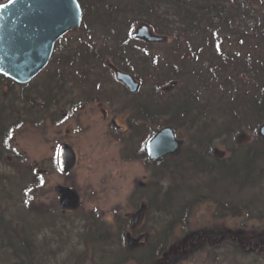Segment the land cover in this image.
<instances>
[{"label":"rangeland","instance_id":"obj_1","mask_svg":"<svg viewBox=\"0 0 264 264\" xmlns=\"http://www.w3.org/2000/svg\"><path fill=\"white\" fill-rule=\"evenodd\" d=\"M4 1L6 0H0V3ZM153 1L79 0L81 8L85 5L87 14H84L82 8L80 27L67 33L55 44L47 67L27 85L0 83V134L3 135L4 126H13L6 147L2 146L3 139H0V208L6 211V219H13L26 231L36 259L44 264H118L123 257L122 242L124 245L125 242L121 237H124L128 229V215L145 200L142 196L150 193V190H142V185L152 181L165 190L171 183L167 177L153 178V169L143 160L127 157L131 152L143 153V145L150 134L160 129L157 122L133 136L127 121L133 118L132 102L145 99L147 91L153 90L157 84L162 89L172 81L163 78L166 68L178 64L177 67L183 72L179 76L175 73L178 79L172 78L173 75L171 77L177 81V88L173 89L175 94H181L183 86L188 87L184 82L188 78L186 71L187 76L191 75V68L186 66L184 71L181 62L173 58L174 34L165 35V44L149 45L133 39L123 44L121 49V40L133 20L148 19V16H138L133 11L109 12L106 8V4H110L111 7L129 10L139 3L148 4ZM241 5L245 8L250 6L245 0ZM258 6V3L253 5ZM154 8L160 14L169 11V5L164 1L155 2ZM173 17L174 15L169 18L170 21H176ZM234 24L242 28L246 26L243 20ZM219 34L223 36L219 46L221 53L234 57L239 53V58H264V46L255 47L253 42L237 44L231 35L227 36L223 32ZM188 35H182L181 38ZM199 38L201 41L195 38L194 43L204 41L201 35ZM82 42L105 53L100 58L93 51V66L80 71L82 77L79 78L81 75L77 76L75 73L76 63L62 66L56 56L67 55L79 49ZM215 42L208 48L212 49V54L215 53ZM184 48L183 45L182 49ZM139 49L146 50L148 57L134 55ZM122 51L123 60L119 61L115 55L121 56ZM54 57L56 60H53ZM149 57H154L156 61L152 64ZM217 57L210 53L202 57L197 69L203 74L199 80L198 93H194H197L201 102L209 100L213 109L209 120L221 123L225 119V114H221L222 110L225 111L230 101L235 106L238 97L234 93L232 97L224 98L213 90L218 84L216 78L222 77L227 70L221 66ZM108 61L117 62V66L121 63L130 66L136 73L135 79L140 83V90L135 98L130 97L121 84L118 101H121L122 107L128 106L121 110V119L118 121L123 127L121 137L112 135L107 123L99 119L100 110L95 106H85L86 102H83L87 94L91 95L90 92L94 91L88 89L91 86L118 90L119 84L104 72ZM209 67L210 71L214 68L217 74L207 80L209 85L206 84L205 88L203 82ZM41 99L47 101L45 106L39 104ZM225 113L227 114L226 111ZM138 121L139 119L136 125L141 124ZM247 121L243 123L240 133V141L244 146L253 142L257 128L264 122H256L254 117H249ZM188 133L193 134L186 129L175 131L177 138L184 142V147L188 144ZM238 135L235 136V141ZM62 144L71 146L76 155V164L69 174H63L57 168V150ZM237 145L235 143V147ZM213 149L225 156L229 155L228 144L220 139L213 142ZM57 185L67 186L78 192V208L62 212L58 205V195L54 191ZM254 190L258 199L262 196L258 208L264 209L263 187ZM249 192L245 191L244 196H248ZM234 194L235 192H226L224 197L222 194L219 196L234 199ZM219 216L215 205L210 202L195 205L186 227H177L169 239V248L177 244L178 256L159 264H264V219L246 221V214L241 217H233L229 213L225 218ZM167 219L165 213L149 210L137 233L148 232L153 238L165 228ZM119 223H127L122 233ZM95 224L100 226L99 230ZM216 228L218 230L214 231L220 230L219 235L223 232L227 243L221 242L215 248L218 242H205L204 239L205 234ZM225 231H232L233 238L230 234H225ZM90 234L93 237L105 235L107 238L104 242L92 240L93 243L88 244ZM200 243L206 244L202 246ZM240 244H243L242 248L237 247ZM182 245L185 249L181 248ZM142 254L143 251L140 250L134 257ZM1 262L0 257V264ZM122 264L136 263L127 261Z\"/></svg>","mask_w":264,"mask_h":264},{"label":"trees","instance_id":"obj_2","mask_svg":"<svg viewBox=\"0 0 264 264\" xmlns=\"http://www.w3.org/2000/svg\"><path fill=\"white\" fill-rule=\"evenodd\" d=\"M154 1L166 2L169 5V11L167 10L163 14L157 13L154 10ZM154 1L148 4L139 3L137 7L133 6L129 10L106 4L109 12L133 11L138 16H148V19L133 20L125 37L121 40V49H123V44L134 39L132 33L135 25L141 22L146 23L157 35L165 36L170 33V35L176 36L172 47V56L181 62L184 71H186L185 67L189 66L191 75L187 76L186 71L188 78L184 83L188 87L183 86L181 94H175L173 90L162 91L159 88L160 84H157L153 90L147 91L145 99L132 102L133 118H130L132 120L127 123L128 129L134 136L157 122L159 128L168 126L174 132L177 129H186L193 134L188 133V144L183 147L177 157H169L163 163L153 167V178L167 177L171 182L169 186L162 190L159 184H154L152 181L142 186V190H150L149 195L142 196L145 198L147 212L154 209L168 216L165 228L161 233H156L153 238L149 235L146 245L139 250H128L122 242L123 257L118 261V264L127 261H134L136 264H159L169 258L176 259L178 246L175 244L169 248V239L177 227H186L192 208L202 202L214 204L215 211L220 214L219 218H225L229 213L233 217H241L246 214V221L251 219L262 221L264 219V209L258 208L259 199H262V196L258 199L256 190H254L258 187H263L264 190V140L256 135V138L248 146L238 142V138L236 141L234 140L235 136L242 132L243 123H247L249 117H254L256 122L264 120V58H253V56L239 58V53L235 54V57L237 56L235 58L233 55L228 56L224 52L221 53L219 48L223 40V36L219 34L221 32L227 36L231 35L237 44L253 42L255 47L264 46V0H245L250 5L249 8L241 5L243 0ZM256 3L259 6L253 7ZM84 7L85 5H82L86 15L87 10ZM172 15L176 21H170L169 18ZM239 20L246 23L244 28L237 26ZM187 34H189L187 37L181 38L182 35ZM198 34L204 40L202 43H194L195 38L200 40ZM214 42L216 43L213 48L215 53L212 54V49L208 48H211ZM183 45L184 49H182ZM93 51L100 55V58L105 53L90 47L89 43L82 42L79 49L77 48L67 55L59 54L56 58L62 66L76 63L75 73L79 76L81 75L80 71H86L88 67L93 66L91 60ZM138 51L134 55L148 57L146 50L139 49ZM122 53L123 51L121 60H123ZM206 53L216 57L218 55L217 59L221 66L227 68L222 77L216 78L218 84L213 90L217 94H222L224 98L225 96L232 97L234 93L238 97L235 106L230 101L224 109L227 114L222 110L221 114H225V119L221 123H216L213 119L209 120L210 114L213 113L209 100L201 102L196 95L200 85L199 80L203 74L197 68ZM149 58L152 59V61L150 60L152 64L156 61L154 57ZM53 60H56L55 57ZM177 65L164 70L163 78L165 80L174 81L172 78L178 79L177 76L183 73ZM210 68H207L205 72L207 75L203 82L205 88L206 84L209 85L207 80L217 74L214 68L211 71ZM121 70L136 77L132 68L124 63H121ZM204 70L203 68L202 71L204 72ZM81 77L82 75L79 78ZM1 82L13 84L11 80L2 75H0ZM210 86L212 87V84ZM195 91H197L196 94ZM38 102L42 106L47 104V101L42 99ZM138 119V122H141L140 125H136ZM19 124L20 122H18ZM1 128L2 125L0 133ZM12 129L13 126H4V133L0 134V139H3V147L7 146ZM154 133L150 134V137ZM219 139L228 144L230 148L228 156L219 157L214 153V149L212 150L213 142ZM235 143L238 144L236 147ZM145 145L144 143L143 153L131 152L127 157L132 156V158L143 160L149 164ZM245 191H250L246 197L244 196ZM226 192H235L234 199L220 198L219 194L224 197ZM5 212L0 208L1 263L44 264L41 260L36 259L35 251L26 231H23L13 219H6ZM126 224L119 223L121 233ZM94 226L97 230L100 229L99 225L95 224ZM214 230L218 229H213L209 232L210 234H205L204 241L218 242L215 248L221 242L227 243V239L222 235L223 232H220L219 235L220 230L218 232ZM225 234L234 235L232 231H225ZM106 238L105 235L93 237V234H90L87 243L92 244V240L104 242ZM121 238L124 240L123 236ZM200 244L205 246L206 243ZM242 245L237 247L242 248ZM181 248L185 249L183 245ZM140 250L143 251V254L134 257V254Z\"/></svg>","mask_w":264,"mask_h":264},{"label":"water","instance_id":"obj_3","mask_svg":"<svg viewBox=\"0 0 264 264\" xmlns=\"http://www.w3.org/2000/svg\"><path fill=\"white\" fill-rule=\"evenodd\" d=\"M81 15L77 0H9L0 5V74L18 84L30 82L47 66L55 42L68 31L79 28ZM132 36L146 43L165 41L164 37L151 32L146 24L138 25ZM115 76L130 93L138 91L139 83L130 74L115 70ZM174 86L175 83H171L164 91ZM257 135L264 140V123L258 127ZM146 147L149 159L159 164L169 156H177L182 142L172 128L163 127ZM57 161L59 170L68 173L75 164L73 150L68 145L61 146ZM54 191L63 211L74 210L80 205L76 190L57 185ZM145 211V206L141 205L133 214V220L143 217ZM132 241L127 238L129 249L133 248Z\"/></svg>","mask_w":264,"mask_h":264},{"label":"flooded vegetation","instance_id":"obj_4","mask_svg":"<svg viewBox=\"0 0 264 264\" xmlns=\"http://www.w3.org/2000/svg\"><path fill=\"white\" fill-rule=\"evenodd\" d=\"M112 52H114V51H112ZM114 54H116V53H114ZM97 56L99 57L100 55L97 54ZM115 56L117 57V59L119 61H121V56H118V55H115ZM116 64H117V62L113 63L111 61L110 62L108 61V63H106L104 72H105V74H109L112 77V79H114V81L119 84V86L117 87L118 90L110 89V88L99 86V85L91 86L88 89L94 90L93 92H90L91 95H94V96L87 94L86 99H85V102H86L85 106H87V105L95 106L98 110H100V116L101 117L99 119L101 121H104L105 123H107L108 129L111 130L112 135H119L121 137V131L123 130V127H121V123H119L118 121L121 119V110H125L128 106L124 105V107H122L121 101H118L119 100L118 97L121 95V83L116 80L115 70L121 71V64H120V66H117ZM92 84H94V83H92ZM128 95H130V97L134 96V98H135L138 95V93L135 95L128 93ZM83 106H84V104H83ZM129 120H132V119L129 118ZM62 145H60V147ZM145 151H146V147H145ZM120 153H121V151H120ZM149 162L150 163L148 165L152 169H153V167L158 165V164L153 163L152 161H149ZM128 216L130 217L131 220L129 221L128 230H126L124 233V237L126 238V240H127V238L130 240H133L132 245H131V246H133L132 249L139 250L146 245L147 239H148V234H147V232L137 233V231L140 230L143 226V222L140 224V222L142 221V218H138L136 221H134L132 213L129 214ZM136 240H138V242Z\"/></svg>","mask_w":264,"mask_h":264}]
</instances>
